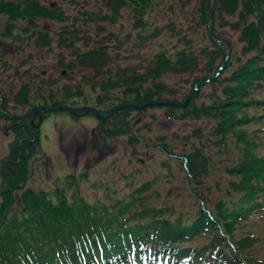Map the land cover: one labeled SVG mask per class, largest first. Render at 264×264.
I'll return each instance as SVG.
<instances>
[{"label":"trees","instance_id":"1","mask_svg":"<svg viewBox=\"0 0 264 264\" xmlns=\"http://www.w3.org/2000/svg\"><path fill=\"white\" fill-rule=\"evenodd\" d=\"M155 1L109 0V14L102 17L113 23L121 8L132 7L135 25L140 27L139 46L149 43L143 60L131 65H121L117 58L114 62L111 52L119 46L111 48L103 38L104 42L96 40L90 48L87 34L91 32L76 27L73 37L59 45L71 49L82 40L89 48L72 52L75 60L63 67L89 70L92 77L74 86L55 87L54 80L44 83L45 87L22 83L11 95L16 104L29 110L64 105L79 112L94 104L110 107L97 108L102 116L116 106L189 99L184 108H156H163L168 120L194 124L179 153L170 150L164 137H158L163 155L182 164L193 209L174 211L163 200L160 205L150 200L159 195L151 191L149 180L130 186L122 197L107 193L102 200H88L82 194L79 182L87 179L80 174L62 179L53 191L33 190L27 186L28 165L38 150L39 126L29 116L14 132L0 165V264H264L263 251L254 247L259 241L253 228L261 220L256 222V217L264 215V0H211L208 13L207 0H197L198 23L205 28L203 45L197 49L173 25L167 30L146 23L147 33L142 19ZM0 16L6 18L1 36L10 46L12 42L20 45L27 35H37L35 42L41 46L50 44L47 34L34 26L36 19L61 23L59 34L72 36L64 25L67 16L38 0H0ZM17 21L28 29H15ZM220 27L237 34V54L232 40L219 34ZM79 33L83 37L76 36ZM165 34L177 36L176 42L169 47L159 43L155 51L150 48ZM109 36L118 45L119 38ZM166 75L190 76L189 92L178 99V92L162 82ZM85 85L97 92L93 105H85ZM6 99L0 93V117L10 123ZM152 108L116 112L104 122L98 120L99 129L120 130L123 122L128 126L127 115ZM47 113L42 111L40 116ZM136 137L131 130L129 144L140 141ZM214 154L223 162L216 167ZM212 170L229 180H214L212 190L203 192L204 177L209 179Z\"/></svg>","mask_w":264,"mask_h":264},{"label":"rangeland","instance_id":"2","mask_svg":"<svg viewBox=\"0 0 264 264\" xmlns=\"http://www.w3.org/2000/svg\"><path fill=\"white\" fill-rule=\"evenodd\" d=\"M38 1L48 7L51 5L58 7L67 16L64 25L66 24L65 27L68 28L72 36L59 34L62 29L61 23L36 19L34 26L38 31L47 34L50 44L41 46L35 42L37 35L32 38L27 35L29 38L23 36V42H18L21 43L20 45H14L12 42L10 46L9 42L7 43L1 36L6 18L0 16V93L10 99H8V115L10 119L12 117L10 123H6L4 118L0 117V165L2 166L6 159L8 144L13 140L14 132L23 127L26 117L34 116L35 122L39 126V141L37 153L29 159L27 180V186L33 190L53 191L60 186L62 179L66 180L70 174H80L84 176V179H87V182L86 180L79 182L82 194L88 200H102L105 199L107 193L122 197L130 192V186L134 187L149 180L153 183L151 191L159 195L157 199L149 197L150 200H157L156 203L159 205L165 201L167 205L173 206L174 211H180L181 208L187 211L193 209L192 206L195 203L191 197L190 184L181 170L182 164L175 159H167L163 155L159 148L161 142L158 139V137H164L165 142L170 144L169 148H172L170 150L179 153L181 148L185 149L182 142L190 135L194 126L192 121L168 120L163 108L154 107L142 113L127 115V127L123 122L124 125H121L122 129L120 130L115 131L116 129L107 128L110 130L102 131L99 129V119L93 111L87 112L81 117L74 116L67 110L49 112L41 117L42 111L34 114L32 112L41 107L53 109L57 107L41 106L29 110L13 101L11 93L16 92L22 83L38 87L54 80L56 81L55 87L74 86L84 78L92 77L89 70L84 72L75 66L76 68L70 71L63 67L64 63L75 60L76 56L72 52L83 53L86 48H89L82 40L74 42L71 49H65L59 45L68 42V39L73 37L76 27L81 31L91 32L87 34L90 48L96 40L101 39L100 41L104 42L103 38L107 43L109 42L108 45L111 48L119 46L117 52L112 51L111 55H113L114 62L117 58L121 65L139 62L140 59L143 60L144 56H147L149 51L147 50L148 42L143 43L142 47L139 46L137 33L140 27L135 25L136 13L132 11L131 6L121 8L119 17L111 23L102 19L109 14V6L106 5L109 0ZM196 4L197 0H156L153 9L145 10L142 21L148 26L156 24V27L167 30L173 25L174 31L179 30L187 39H192L193 46L197 49L203 45L205 28L198 23ZM88 15L91 17L90 19ZM147 24L144 29L148 33ZM34 26L30 27L31 30L35 29ZM13 27L19 30L28 29L25 28L24 22L19 21L15 22ZM100 27L103 30L96 31ZM228 29L220 27L218 32L222 37L232 40V48L237 54L240 47L237 34L229 32ZM109 33L119 38L118 45L116 40L109 36ZM83 35L84 33H79L76 36L83 37ZM26 38L28 40H25ZM176 38L177 36L165 34L152 43L150 48L155 51V47L159 43L164 47H169L170 44L176 42ZM167 52L173 55V52ZM161 80L178 92V99L183 93H188L190 90V76L166 75ZM43 86L45 87V85ZM34 90L35 88H32L33 92ZM33 92L31 100L35 99ZM84 94L87 101L86 104H83L93 105L92 101L97 92L85 85ZM112 96H115L114 93ZM84 98L79 100L84 102ZM94 106L89 108L97 110L101 107H97L96 104ZM101 108L103 110L110 107L104 105ZM131 130L139 136L136 138H141L140 141L137 140L135 143L129 144L128 137ZM263 151L264 149L261 152ZM214 155L216 167L223 162L216 154ZM218 179L222 182L229 180L218 175V171L212 170L209 179L204 177L203 192H206V188L212 190L214 187L212 181ZM209 195L212 196L211 192ZM262 216L258 215L256 222L259 219L263 221L253 223L254 231H256L255 237L257 242L259 241L254 244V247L264 253V215ZM261 256L259 254V257Z\"/></svg>","mask_w":264,"mask_h":264},{"label":"water","instance_id":"3","mask_svg":"<svg viewBox=\"0 0 264 264\" xmlns=\"http://www.w3.org/2000/svg\"><path fill=\"white\" fill-rule=\"evenodd\" d=\"M210 1L211 0H207V5H206V11L207 13L209 12V6H210ZM208 23H209V18H208ZM209 29V28H207ZM207 33L209 34V31L207 30ZM228 55V52H227ZM189 101V99H187V101H185L184 103H176V102H150V103H146L144 105H140V106H133V105H123V106H116L115 108H113L107 115L102 116L100 115V113L98 111H96L93 108H86L84 110L83 113H77L74 110H72L71 108L67 107V106H59L57 108H47V107H41L36 109L35 111H33L32 113H37L40 111H48L50 113L55 112V111H59V110H67L69 112H71L74 116L77 117H81L84 116L87 112L93 111L96 116L98 117L99 120L101 121H105L106 119L110 118L112 115H114L116 112L125 110V109H131V110H136V111H140L143 110L145 108H149V107H172V108H184L187 104V102ZM25 183H22V185H24ZM19 185L18 187L22 186ZM0 191H3V189H0Z\"/></svg>","mask_w":264,"mask_h":264}]
</instances>
